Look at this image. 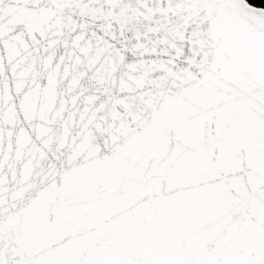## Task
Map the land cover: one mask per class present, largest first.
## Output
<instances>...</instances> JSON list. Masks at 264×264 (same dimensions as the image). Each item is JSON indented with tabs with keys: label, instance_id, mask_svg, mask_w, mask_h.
<instances>
[{
	"label": "snow or ice",
	"instance_id": "snow-or-ice-1",
	"mask_svg": "<svg viewBox=\"0 0 264 264\" xmlns=\"http://www.w3.org/2000/svg\"><path fill=\"white\" fill-rule=\"evenodd\" d=\"M0 264H264V4L0 0Z\"/></svg>",
	"mask_w": 264,
	"mask_h": 264
},
{
	"label": "trees",
	"instance_id": "trees-1",
	"mask_svg": "<svg viewBox=\"0 0 264 264\" xmlns=\"http://www.w3.org/2000/svg\"><path fill=\"white\" fill-rule=\"evenodd\" d=\"M248 2L252 5H262L264 4V0H248Z\"/></svg>",
	"mask_w": 264,
	"mask_h": 264
},
{
	"label": "water",
	"instance_id": "water-1",
	"mask_svg": "<svg viewBox=\"0 0 264 264\" xmlns=\"http://www.w3.org/2000/svg\"><path fill=\"white\" fill-rule=\"evenodd\" d=\"M249 3V2H248ZM250 4V3H249Z\"/></svg>",
	"mask_w": 264,
	"mask_h": 264
}]
</instances>
